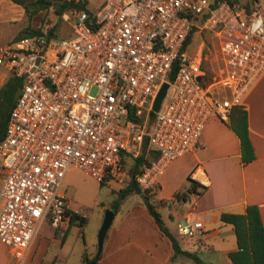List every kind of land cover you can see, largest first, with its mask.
I'll use <instances>...</instances> for the list:
<instances>
[{
    "label": "built area",
    "instance_id": "built-area-1",
    "mask_svg": "<svg viewBox=\"0 0 264 264\" xmlns=\"http://www.w3.org/2000/svg\"><path fill=\"white\" fill-rule=\"evenodd\" d=\"M93 2L95 9L62 12L72 20L67 36L56 38L46 26L0 44V63L22 82L0 140V241L19 261L44 220L56 228L68 219L58 188L71 164L99 181L120 178L121 155L137 156L146 141L158 155L134 179L152 189L171 161L196 147L210 115L228 119L264 71L260 0ZM206 30L220 64L210 81L203 40L187 52ZM191 177L208 181L199 165ZM200 227L199 218L184 215L176 230L191 236Z\"/></svg>",
    "mask_w": 264,
    "mask_h": 264
},
{
    "label": "crops",
    "instance_id": "crops-1",
    "mask_svg": "<svg viewBox=\"0 0 264 264\" xmlns=\"http://www.w3.org/2000/svg\"><path fill=\"white\" fill-rule=\"evenodd\" d=\"M25 17L24 8L20 4L12 0H0V44L15 38L18 31L28 25ZM17 18H21L23 22L15 26ZM9 74L10 70L0 63V85ZM241 106L247 111L248 134L254 151L252 160L242 162L240 139L230 126L229 118L221 119L211 114L196 147L171 161L152 188L156 190L159 198L169 201L166 205L173 207L167 211V216L173 224L169 226L163 218L164 224L179 240L180 245L194 252L200 261L186 255L183 257L177 255L172 259V244L156 222L149 217L148 223L142 228L134 215L129 220L128 231L113 233L110 236L105 253L100 254L97 263L234 264L229 252L237 247L236 235L232 224L220 219V213L244 212L247 204L254 203L259 208L264 225V71L243 96ZM155 151L156 149L147 145L140 163L137 161L140 152L137 156L121 155L120 167L122 166V176L126 183L130 180L131 174L137 172L145 162L153 159ZM196 165L201 166L206 172L208 178L206 188L188 200L173 199L176 190L185 188L186 177L191 176V171ZM161 205L163 204L157 206L158 209ZM66 207L68 209L67 204ZM184 215L202 221V227L191 236L177 233V223ZM68 224H71L70 215L63 227L66 229ZM44 227L50 229L41 232ZM58 228L44 220L25 258L21 261L15 259L6 245L0 241V264L25 263L38 237L42 234L55 240L54 234Z\"/></svg>",
    "mask_w": 264,
    "mask_h": 264
},
{
    "label": "rangeland",
    "instance_id": "rangeland-1",
    "mask_svg": "<svg viewBox=\"0 0 264 264\" xmlns=\"http://www.w3.org/2000/svg\"><path fill=\"white\" fill-rule=\"evenodd\" d=\"M260 2L264 8V0H260ZM87 5L95 9L93 0H88ZM25 15L28 24H31L34 28L50 27L55 24L56 38L67 36L71 33L72 20L70 18L64 19L62 16L58 17L51 9L39 11L33 14L30 19H28L26 12ZM22 22L21 18H17L15 26L21 25ZM202 40L204 43L202 45L203 60L201 65L206 73L207 81L208 77L210 81L217 77L220 67L214 34L208 30L202 33H195L193 40L187 47V52L192 55L195 54L197 45ZM125 181L123 176L122 178L109 176L103 181H99L84 168L71 164L60 183L58 193L63 197L68 210L83 215L85 221L81 225L77 222H72L67 225L66 229L63 226L59 227L56 229V234H54L55 240L41 234L25 263L22 262V264H52L54 262L55 264H85L86 256L95 255L97 251V232L105 209L111 206L112 201L118 195L119 189L126 185ZM141 193L144 195L143 192ZM141 193H130L122 200L106 231L100 251L101 255L105 253L110 236L113 233L128 231L129 220L132 219L131 216H136L138 224L142 228L145 223H148L149 217L153 219L144 203L145 196H142ZM158 199L160 198L156 194V190L151 189L149 200L157 203ZM169 206L166 204L161 205L158 210L166 223L171 226L173 222L167 216V211L172 205L171 207ZM49 229L44 227L41 232ZM6 253L8 254L7 251ZM178 256L183 257L182 254H178ZM192 264L198 263L193 262Z\"/></svg>",
    "mask_w": 264,
    "mask_h": 264
},
{
    "label": "trees",
    "instance_id": "trees-1",
    "mask_svg": "<svg viewBox=\"0 0 264 264\" xmlns=\"http://www.w3.org/2000/svg\"><path fill=\"white\" fill-rule=\"evenodd\" d=\"M13 2L20 4L28 19L33 14L39 11H47L51 9L54 14L61 17L63 11L70 8H87L88 0H12ZM232 1V0H230ZM55 24L49 27V34L55 36L54 30ZM42 32V27L34 28L30 24L26 25L20 32H18L15 38H19L24 35L39 34ZM191 39V35L187 42ZM172 76V75H170ZM209 81V77H208ZM21 77L13 73L9 74L7 79L0 85V140L2 139L5 131V126L9 114L10 107L13 102V94L17 88L21 86ZM229 124L232 129L237 133L240 139L241 159L243 163H246L254 158V151L252 142L248 134L247 124V111L241 105L234 106L229 114ZM147 143L141 146L140 153L137 157V161L140 163L144 158ZM158 152L153 153V158H156ZM186 186L183 189H178L173 193V199L178 201H185L190 199L192 195L200 194L206 185L197 182L190 175L186 177ZM151 189H142L134 179V173L130 175V180L126 183L123 188L119 189L117 197L112 201L110 206L111 210L116 213L122 200L130 193H144V203L148 212L152 215L154 221L158 225L159 229L169 238L172 244V255L173 259L178 254L186 255L193 258L195 261H200L199 257L192 251L183 248L180 245L179 240L164 224V220L161 212L158 210V204H169L166 199H158L157 203L149 200ZM66 212H70L66 209ZM220 219L224 222H229L234 228L236 235L237 247L229 252V257L234 264H264V225L260 216L259 208L254 203H249L246 206L244 212H227L223 211L220 213ZM85 221L83 215L77 212H70V223L77 222L81 225ZM99 253L97 256H86L85 264H90L97 261L100 257Z\"/></svg>",
    "mask_w": 264,
    "mask_h": 264
},
{
    "label": "water",
    "instance_id": "water-1",
    "mask_svg": "<svg viewBox=\"0 0 264 264\" xmlns=\"http://www.w3.org/2000/svg\"><path fill=\"white\" fill-rule=\"evenodd\" d=\"M197 78L200 79V76L198 75ZM167 85H168L167 82H163L161 84L159 90L157 91L154 99H153L152 106H151V109L149 110V114H148L147 127L149 126L150 122L152 121V119H153V117L155 115V111L160 106V103H161V100H162V98H163V96L165 94ZM19 90H20V88H17L15 90V92L13 94V100L17 96ZM141 195L144 196L142 193H141ZM113 217H114V212L111 210L110 207H107L105 209L101 225H100V227L98 229V232H97V251L95 253V256H97L100 253L101 249H102L103 240H104L106 231H107V229H108ZM90 264H95V262L91 261Z\"/></svg>",
    "mask_w": 264,
    "mask_h": 264
}]
</instances>
